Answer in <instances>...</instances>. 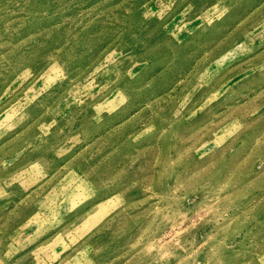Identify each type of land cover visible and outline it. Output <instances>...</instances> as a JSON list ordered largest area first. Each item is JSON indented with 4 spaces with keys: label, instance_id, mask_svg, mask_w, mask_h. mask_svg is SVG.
I'll use <instances>...</instances> for the list:
<instances>
[{
    "label": "rangeland",
    "instance_id": "obj_1",
    "mask_svg": "<svg viewBox=\"0 0 264 264\" xmlns=\"http://www.w3.org/2000/svg\"><path fill=\"white\" fill-rule=\"evenodd\" d=\"M0 264H264V0H0Z\"/></svg>",
    "mask_w": 264,
    "mask_h": 264
},
{
    "label": "bare ground",
    "instance_id": "obj_2",
    "mask_svg": "<svg viewBox=\"0 0 264 264\" xmlns=\"http://www.w3.org/2000/svg\"><path fill=\"white\" fill-rule=\"evenodd\" d=\"M101 212H103V207L98 212H96L94 215H91L90 217H88L89 219H86L84 222L88 224H90L91 222H94V220L99 218V214Z\"/></svg>",
    "mask_w": 264,
    "mask_h": 264
}]
</instances>
